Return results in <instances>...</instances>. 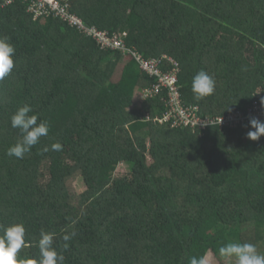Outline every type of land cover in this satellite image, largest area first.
Masks as SVG:
<instances>
[{"label": "trees", "instance_id": "trees-1", "mask_svg": "<svg viewBox=\"0 0 264 264\" xmlns=\"http://www.w3.org/2000/svg\"><path fill=\"white\" fill-rule=\"evenodd\" d=\"M2 3L0 37L15 54L0 80V226L23 224L18 259L39 260L41 230L63 264H203L234 242L264 254V136H245L259 119L252 103L264 110V0H63L65 18L36 21L29 3ZM99 32L157 61L160 75L130 56L113 81L124 53ZM174 70L181 104L214 124H174L162 84ZM201 70L215 91L196 101ZM24 104L49 132L18 159L6 152ZM121 163L131 179L113 187Z\"/></svg>", "mask_w": 264, "mask_h": 264}, {"label": "clouds", "instance_id": "clouds-1", "mask_svg": "<svg viewBox=\"0 0 264 264\" xmlns=\"http://www.w3.org/2000/svg\"><path fill=\"white\" fill-rule=\"evenodd\" d=\"M14 54L15 48L8 38L0 37V80L12 72ZM191 91L194 99L200 101L214 93L215 80L206 71L201 70L192 79ZM31 112L32 108L24 104L18 107L10 117L11 127L18 129L21 137L15 145L8 148L6 154L10 157L24 158L41 137L48 135V122L45 120L38 122V116L30 115ZM248 127L252 129L246 133L248 139L255 141L264 136V121L250 118ZM61 147L59 142L51 145L53 151H59ZM48 150L47 147L44 148V151ZM0 232H2L0 235V264H63L64 256L53 247L54 234L41 230L38 240L40 257L39 260H34L31 258L18 259V253L25 246V228L22 223L0 226ZM74 235L75 232H70L62 236L65 250L69 247L67 242ZM218 251L222 257L234 260L235 264H264V254H261L256 245L252 243H226L219 247ZM190 264H201V262L193 257Z\"/></svg>", "mask_w": 264, "mask_h": 264}, {"label": "built area", "instance_id": "built-area-1", "mask_svg": "<svg viewBox=\"0 0 264 264\" xmlns=\"http://www.w3.org/2000/svg\"><path fill=\"white\" fill-rule=\"evenodd\" d=\"M3 5H9L16 0H1ZM27 5V12L31 14L34 21L38 20L40 17L51 13L60 17L65 18V6L63 0H22ZM72 22V21H70ZM73 23V22H72ZM93 38H96L101 42L103 47L115 50L119 49L124 54H130L139 64V67L148 72L150 75H160L158 70L157 61H145L142 60L140 55L135 51L125 49L124 46L115 38H105L103 32L93 33ZM164 63V61H163ZM176 65V64H174ZM174 74L167 75L163 77L162 84L166 88V101L170 105V112L168 115L173 117L174 124L183 125L185 127H190L191 129L201 130L208 125L214 124L213 121L207 117H201L199 109L196 106L184 107L180 102V95L177 92L176 87V76ZM150 94V93H149ZM149 94H146L149 96ZM255 111V114L259 117L260 120H264V110L260 107L258 102L252 103V107ZM234 117L231 119L233 120Z\"/></svg>", "mask_w": 264, "mask_h": 264}, {"label": "rangeland", "instance_id": "rangeland-1", "mask_svg": "<svg viewBox=\"0 0 264 264\" xmlns=\"http://www.w3.org/2000/svg\"><path fill=\"white\" fill-rule=\"evenodd\" d=\"M62 18H60V19H62ZM104 36H105V38H107L106 35H104ZM122 56H123L122 60H121L120 64L117 65V67H116V69L114 71V74L112 76V80L113 81H117L118 80L119 72L122 71V66L125 65V63L128 62V60H130V54H124ZM248 131L249 130H248V127H247V129H245V136H246V133ZM246 139L248 141H250V139H248L247 136H246ZM130 179H131V175H130V171H129L128 165L125 164V163H121V164L118 165L117 169L114 172L113 180H112V186L116 187V186L122 184L125 181H129ZM74 188H75L76 192L79 193V194L83 192L84 185H83L81 179H77L75 181ZM203 264H235V262H234V260L226 259V258L222 257L221 255L216 258V257L212 256L211 254H208V256L205 258Z\"/></svg>", "mask_w": 264, "mask_h": 264}]
</instances>
